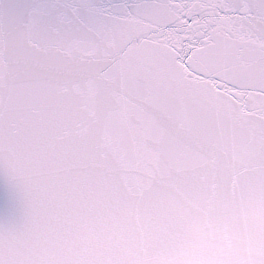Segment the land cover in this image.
Segmentation results:
<instances>
[{
	"label": "snow or ice",
	"instance_id": "obj_1",
	"mask_svg": "<svg viewBox=\"0 0 264 264\" xmlns=\"http://www.w3.org/2000/svg\"><path fill=\"white\" fill-rule=\"evenodd\" d=\"M0 264H264V0H0Z\"/></svg>",
	"mask_w": 264,
	"mask_h": 264
},
{
	"label": "water",
	"instance_id": "obj_2",
	"mask_svg": "<svg viewBox=\"0 0 264 264\" xmlns=\"http://www.w3.org/2000/svg\"><path fill=\"white\" fill-rule=\"evenodd\" d=\"M5 213V208H4V204H3V199L2 197H0V217H2Z\"/></svg>",
	"mask_w": 264,
	"mask_h": 264
}]
</instances>
